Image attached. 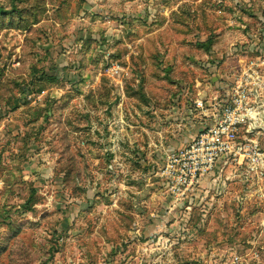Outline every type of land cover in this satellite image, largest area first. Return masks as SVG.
<instances>
[{"label":"rangeland","instance_id":"1","mask_svg":"<svg viewBox=\"0 0 264 264\" xmlns=\"http://www.w3.org/2000/svg\"><path fill=\"white\" fill-rule=\"evenodd\" d=\"M43 1L0 0V264H264L254 197L238 214L232 194H172L151 170L179 145L162 111L180 85L230 76L242 56L228 49L254 41L242 25H260L264 0H141L173 4L168 19Z\"/></svg>","mask_w":264,"mask_h":264},{"label":"built area","instance_id":"2","mask_svg":"<svg viewBox=\"0 0 264 264\" xmlns=\"http://www.w3.org/2000/svg\"><path fill=\"white\" fill-rule=\"evenodd\" d=\"M252 1L230 0L234 7ZM258 19L257 28L242 25L254 41L233 43L228 49L227 55L242 56L230 76H222L213 87V82L202 85L197 80L193 86H179L162 111L167 116L163 123L178 127L179 145L168 146L162 166L157 162L151 165L156 176L168 180L170 193L183 195L200 183L203 194H232L238 214L243 212L247 195L254 197L250 203L264 210V19ZM200 67L209 70L211 65L205 61ZM126 71V66L113 61L106 75L111 80L118 78L121 89ZM116 98L122 102L123 92L118 91ZM158 109L143 108L152 114ZM145 158L140 157V165Z\"/></svg>","mask_w":264,"mask_h":264},{"label":"crops","instance_id":"3","mask_svg":"<svg viewBox=\"0 0 264 264\" xmlns=\"http://www.w3.org/2000/svg\"><path fill=\"white\" fill-rule=\"evenodd\" d=\"M98 1L99 0H79V3H81V7H83L84 10L91 11L92 8H93L91 6V3H96ZM109 1H110L109 7L103 9V13H104V15H106L104 17L106 19H110V16L115 13V11L112 9L111 6L114 5L112 3H117V2L120 3V7H121L122 10L125 9V11L128 10V12H130L129 11V7L130 6L128 7V5H131L132 3H135L136 7L133 8L131 11H135L134 15H135V17H138V18H144L146 16L145 14H148L147 18H152L151 16H152V14H154L153 15L154 16L153 19H155L157 17L156 15L158 14V15H163L164 18L168 19L169 14H171L172 11L175 9L174 8L175 6L173 4H170V5H166V6L164 5L163 6L164 8L159 13H150L149 10H148L149 9L148 5L146 7H144V5L142 4L141 0H139V1L138 0H105V2H107V3H109ZM150 3H152V2H150ZM78 13H79V15H81V13H83V12H78ZM126 13H124V14L117 13L116 17H122V15H123L125 18H128L129 14H126ZM131 17H133V16H131ZM204 83L202 85H204ZM203 184H205V182H203ZM259 224H261V223H259ZM262 225L264 226L263 223L261 224V226Z\"/></svg>","mask_w":264,"mask_h":264},{"label":"trees","instance_id":"4","mask_svg":"<svg viewBox=\"0 0 264 264\" xmlns=\"http://www.w3.org/2000/svg\"><path fill=\"white\" fill-rule=\"evenodd\" d=\"M39 1H41L42 3H44L43 0H39ZM11 11H13V10H11ZM0 13H2V14H6L7 12L3 11V9L0 7ZM138 91L141 92V89L139 88ZM139 97H141V98L144 97V96L142 95V92H141V94L139 95Z\"/></svg>","mask_w":264,"mask_h":264}]
</instances>
